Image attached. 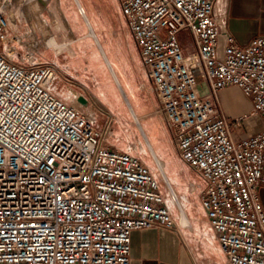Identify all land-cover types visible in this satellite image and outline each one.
I'll return each instance as SVG.
<instances>
[{"label": "built area", "instance_id": "1", "mask_svg": "<svg viewBox=\"0 0 264 264\" xmlns=\"http://www.w3.org/2000/svg\"><path fill=\"white\" fill-rule=\"evenodd\" d=\"M215 2L117 0L177 155L205 183L201 207L227 263L264 264V36L228 37L219 52ZM31 3L0 0V264H130L131 234L175 228L170 208L150 168L107 144L109 122L96 129L53 93L56 67L31 55L45 48ZM15 46L26 67L3 54ZM227 88L252 104L235 124L259 115L261 131L234 139L218 98Z\"/></svg>", "mask_w": 264, "mask_h": 264}, {"label": "crops", "instance_id": "2", "mask_svg": "<svg viewBox=\"0 0 264 264\" xmlns=\"http://www.w3.org/2000/svg\"><path fill=\"white\" fill-rule=\"evenodd\" d=\"M77 4L84 9V16L81 17L77 14L76 5L72 4L76 24H71L63 13L60 0H55L60 16L58 22L64 25L67 30L70 28L72 35L69 37L71 40L70 51L66 55L65 64L56 65L54 62L57 68V82L56 87H52L53 93L66 103L65 96L70 97L69 103L71 104H74L78 97H84L88 101V105L82 106L83 111L88 114L92 113L94 126L100 131L104 130L106 123L97 124L98 116L94 113L93 108L96 103L103 107L99 109L100 116L109 121L111 135L115 134L112 130L115 121L130 127L137 144L116 149L138 157L150 168L160 183L161 192L174 219L175 228L171 230L156 225L149 229L134 231L131 234L130 264H228L218 244L216 233L211 229L207 214L201 207L200 194L205 188V183L201 176L183 163L176 154L171 131L162 111L157 110L161 116L156 131H150L145 120H143L145 127L140 122V108L136 97L140 90L146 91L148 98H152L155 107L160 108V106L144 70L138 48L127 28L125 19L120 14L117 0L108 1L105 13L102 10L97 12L90 0H77ZM49 13L53 16L52 12ZM214 16L219 27V52L227 45L228 37H231L237 45L243 46L255 37L264 36V0H216ZM242 19L249 21H242ZM85 21L94 33L95 41L88 37ZM11 24L13 25L14 21ZM179 40L184 51L189 53L192 47L188 35L180 34ZM97 43L101 47L100 50L102 49L107 63L103 60ZM57 45L60 51L67 46V44L60 45L58 43ZM46 48L55 51L52 48ZM55 54L59 53L55 51ZM90 54L91 57L96 56L100 60L102 72L105 73L107 82L106 87L103 85L106 89L104 91L89 70L88 57ZM7 59L19 66H27L24 62L13 61L8 57ZM75 60L80 61L81 67L74 64ZM40 64L46 63L40 62ZM128 73H134L138 83L132 85L126 79ZM77 74L86 78L79 79ZM88 83L94 85V91L91 90ZM199 92L201 95L206 93L202 83L199 84ZM218 98L224 116L231 123V131L236 141L261 131L263 121L259 115L245 118L239 125L235 124L236 119L247 115L252 109L251 101L239 89H224L219 92ZM145 139L149 142L153 153L148 151ZM107 144L113 148L116 147L115 143L109 139ZM135 145H139L140 152L137 151ZM165 145L172 147L174 156L171 161L164 150ZM148 155L152 156L150 163H147L145 159V156ZM154 157L163 162L164 173L172 189L183 203L186 224L182 223L176 207L169 201L167 189L160 181L154 165ZM171 162L176 163L181 168V172L175 171ZM258 193L264 211V174Z\"/></svg>", "mask_w": 264, "mask_h": 264}, {"label": "rangeland", "instance_id": "3", "mask_svg": "<svg viewBox=\"0 0 264 264\" xmlns=\"http://www.w3.org/2000/svg\"><path fill=\"white\" fill-rule=\"evenodd\" d=\"M90 1L93 4V6L95 7V10L97 12H99V10H102L104 13L106 12V10L108 8V1L109 0H90ZM99 2L101 3L100 5H99ZM71 4H73V3H71L70 0H60V6L63 10V13L66 15L69 23L76 24V20L73 17L74 10L72 9ZM49 12H52L53 16H51V13H49ZM43 18H44L45 22L47 21L46 24L48 25L50 32L54 36L55 41L60 45L67 44V46L64 50L60 51V53L57 55L55 54V51H53V50L47 49L46 47L41 48L36 53H33V52L31 53L33 60H35V62H37V63L45 62L46 64H51L54 66H55L54 62L56 63V65H63L66 62L65 61L66 55L70 51L69 43L71 40L69 39L70 34H69L68 30L65 28V26L62 25L61 23H58V20H60V16H59L58 10H57L56 5H55V0H51L49 2L46 10L43 12ZM13 20H14V18H13ZM242 21H249V20L248 19H242ZM55 23H57V24H55ZM102 23L105 24L104 21H102ZM103 24H102V26H104ZM35 27H36V30H35L36 33L40 34L41 33V31L39 29L40 26L38 25L37 22H35L34 29H35ZM72 42H74V40H72ZM14 49L15 50L13 51L14 52L13 53V52H10L8 48L2 47V52L5 55V57H8V58L12 59L13 61H18V62L21 61V62L25 63L24 56L26 54H28V51L26 49L20 48L18 46H15ZM98 50H99L103 60L105 61V63H107L105 60V56L103 54L102 49L101 50L98 49ZM101 56H100V59H102ZM92 57H91V54L88 57L89 70H90V72H92L95 79L99 82V84L102 86L101 87L102 90L104 91V90H106L105 87H106V82H107L106 78H105V73L102 72L100 60L96 56H92ZM74 62H75L74 64L76 66L79 65V67H81V65L79 64V62H80L79 60H75ZM77 75H78L79 79H81V78L85 79L86 78L83 75H80V74H77ZM56 78H57V75H56ZM56 78L53 82V86H55V87H56V82H57ZM126 79L132 85L138 83L137 77L134 73H128L126 76ZM103 85L105 87H103ZM88 86L91 88L92 91H94L95 88H94V85L92 83H88ZM136 97L138 98V102H139L138 106L140 108V122L142 123L143 127H145L144 122H143V120H145L147 122L148 129L150 131H156L158 129V125L160 124L161 113H159V114L157 113V110H160V108L155 107L152 98H148L145 90H140L136 94ZM65 98H66L67 103H69L70 97L65 96ZM93 108H94V113H96V115L98 116L97 117V124L98 125H103V124L109 122L108 120L101 118L99 109H101L103 107L100 104L96 103V105H94ZM107 109H108V107H107ZM105 121H107V122H105ZM112 130L115 132V134L109 136L108 139L115 143V146H116V147H114L115 149L119 148V147H127V146H132L133 144H137L135 136H133L132 130L130 129V127L128 125L120 124L118 121H115L112 125ZM145 144H146V147H147V144H149L147 139H145ZM136 146H137V151L140 152V150L138 148L139 145H135V148H136ZM149 146H150V144H149ZM150 148H151V146H150ZM147 149H148V151H150L148 147H147ZM164 150L166 152V155L169 157V160L171 161L173 159V156H174L173 151H172V147L170 145H165ZM150 152L153 153L152 148H151ZM176 154H177V151H176ZM151 157L149 155L145 156L147 163H150V161L152 162ZM171 165L173 166L175 171L181 172V168L178 167V165H176V163L171 162Z\"/></svg>", "mask_w": 264, "mask_h": 264}, {"label": "bare ground", "instance_id": "4", "mask_svg": "<svg viewBox=\"0 0 264 264\" xmlns=\"http://www.w3.org/2000/svg\"><path fill=\"white\" fill-rule=\"evenodd\" d=\"M50 0H40V3H31V7H32V10H33V13L34 15L36 14L38 16L37 18V23L38 25L40 26L39 29L42 33V38H43V42H44V45L46 47H49V48H52L56 51V53H60V49H59V46L57 45L55 39H54V36L52 35V33L50 32L49 30V27L48 25L46 24V22L44 21L43 18H41V16L43 15L42 14V11L44 9L45 6H47L49 4ZM71 3H73L74 5H76V9H77V14H79L78 10L79 9H82L84 11V9L77 4V0H70ZM72 5V4H71ZM73 6V5H72ZM73 9V8H72ZM84 14L81 16L83 17ZM56 20V19H55ZM13 18H11V22H13ZM57 21V20H56ZM63 22V20H62ZM65 22V21H64ZM59 23V22H58ZM85 27L88 29V37H90L91 39H93L95 41V35L94 33L92 32V30H90V26L89 24L85 21ZM57 24V23H55ZM68 32L70 34V36L72 35L71 33V29H68ZM71 42V41H70ZM97 45V48L100 49V46L98 45V43L96 44ZM62 47V46H61ZM80 64V62H79ZM81 65V64H80ZM79 67V65H78ZM57 69V68H56ZM110 71V70H109ZM74 107H79L81 105H79V103L74 102V104H72ZM147 147L149 148V150L151 151V148L149 146V144H147ZM149 151V152H150ZM151 153V152H150ZM154 163H155V167L157 169V172L158 173H161L164 177H165V180L168 184V187H167V193L169 195V201L172 205H174L179 213V218L180 220L182 221L183 224H186L187 221H186V215H185V212H184V206H183V203L181 201V199L177 196V194L174 192V190L172 189L171 185H170V182L168 180V178L166 177L165 173H164V170L163 169V162H161L160 160L156 159L154 157ZM169 189L171 190L172 194H174L176 196V201H172L170 199V193H169Z\"/></svg>", "mask_w": 264, "mask_h": 264}, {"label": "water", "instance_id": "5", "mask_svg": "<svg viewBox=\"0 0 264 264\" xmlns=\"http://www.w3.org/2000/svg\"><path fill=\"white\" fill-rule=\"evenodd\" d=\"M76 101H77V103H79L83 107H86L88 105V101L84 97H82V96L78 97L76 99Z\"/></svg>", "mask_w": 264, "mask_h": 264}]
</instances>
